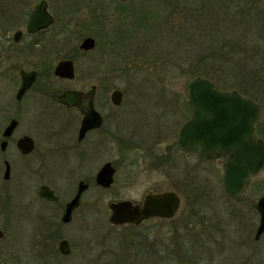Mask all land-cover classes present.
<instances>
[{"label": "rangeland", "instance_id": "374dc122", "mask_svg": "<svg viewBox=\"0 0 264 264\" xmlns=\"http://www.w3.org/2000/svg\"><path fill=\"white\" fill-rule=\"evenodd\" d=\"M48 1L55 22L41 34L47 45L35 47L34 51L25 47L22 53L21 43H27V39L17 44L14 35L18 29L25 31L28 15L38 0H0V134L3 124L15 114L20 68L32 69L43 65L45 70L48 63L56 65L63 58L74 56L78 79L63 82L64 85L90 88L92 84L99 83L109 94L121 89L124 100L118 109L117 119H121V114L125 117L120 121L122 132L131 128L121 138H137L140 139L137 142H141L136 146L123 147L121 141L117 143L114 140L102 145L104 155L102 152L95 154L96 150H92L82 158L83 162L79 153L71 149L70 165L64 164L66 159L64 163L57 160L55 165L56 180L65 181V185L57 189L62 201L71 196L72 186L68 185L73 182L72 169L74 165L79 166L77 178L93 180V185L83 196L84 203L95 205L84 207L90 215H95L89 217V224L92 226L94 222L91 219L99 217L110 227V202L124 199L143 202L148 190H160L169 185L170 180L162 176L159 164L151 162L150 149L158 143L160 153L174 143L180 127L191 116L187 85L196 71L213 79L222 89L239 90L254 97H257L256 85L264 90V79L257 77L260 72L264 75V19L259 17V9L251 0H127L123 5L131 12L122 24L123 19L112 14L120 10L121 7H117L119 0H103L107 16L105 30L102 31L97 22L103 12L99 0ZM89 34L96 36L98 46L93 52L82 55L76 49ZM86 72L87 80L82 82L80 76ZM47 78L44 74L38 81V87L47 83ZM49 82L52 90L61 86L55 79L50 78ZM259 100L263 101V98ZM25 102L22 106L23 125L25 129L38 132L42 147L47 129L43 130L35 119L38 110L35 107L38 105ZM140 134L152 138L153 142L143 143L145 139ZM123 149L128 150L127 156L123 155ZM54 153L57 156L64 152ZM106 160L113 161L117 174L113 186L102 189L95 185L94 176ZM182 161L189 166L196 163L186 153H183ZM198 168L201 189L210 188L212 194L208 195L210 200H205L210 203L206 211L213 214V206H217L222 218L224 203H228L222 181V162H199ZM162 182L166 184L162 185ZM253 182L258 184L254 193H264V170ZM186 197V202L191 203V198ZM187 210L188 206L173 222L157 218L153 222H145L138 230L143 232L146 228L150 235H163L166 234L164 228L175 229L177 223L182 222L184 264H264L263 236L259 242L253 240L237 248L234 242L217 239V236L221 238V230H217L213 238L201 232L203 227ZM233 220L226 225L235 230L243 219L235 216ZM73 228L74 231L77 229ZM115 229L112 235L105 231L104 234L113 238L114 245L122 244L121 249L130 247L127 236L131 228L122 225ZM65 230L63 235H78L67 228ZM21 232L22 228H17L16 240L20 237V242L23 240ZM12 234L10 232L11 237L4 241V251L18 250L17 244L10 240L14 236Z\"/></svg>", "mask_w": 264, "mask_h": 264}, {"label": "flooded vegetation", "instance_id": "af4514ba", "mask_svg": "<svg viewBox=\"0 0 264 264\" xmlns=\"http://www.w3.org/2000/svg\"><path fill=\"white\" fill-rule=\"evenodd\" d=\"M39 1L40 0H38V2ZM99 1L103 12H101V17L98 18L97 22H99L98 26L101 30L104 31L107 9L104 1ZM126 1L127 0H119L120 3L117 7H121L120 10L112 13L113 15H117L118 18L123 19L121 21L122 24L131 12L130 8L124 7L123 5ZM251 1L255 4L257 9H259V17L264 19V0ZM35 5L31 8L28 15L25 24V31L22 29L17 30L21 32L20 39L16 41L17 44L27 39V43H21V46H23L21 50L22 53L25 50V47L32 51L35 50V47L41 45H44L45 47L47 44H45V40L42 38L41 34L48 31L51 25L55 22V16L50 11L49 1L47 0V10L54 16V22L50 26L41 28L37 32L28 31V20ZM88 36H93L96 39L95 47L89 51L81 48L82 41ZM88 36L83 38L79 48L76 49L77 52L82 55L93 52L98 46L96 36L93 34H89ZM65 59L73 61L75 68V76L73 78L62 77L56 74L57 65L61 60ZM61 60L58 61L56 65L50 63L46 64L47 68H45V70H43V65L32 69L20 68L19 88L22 84L21 70L36 71L38 73V78L22 98H18V88L16 92V103L14 106L15 114L8 122L3 124L1 130L0 231L2 233L0 235V264H184L182 260L184 255L182 251L183 244L181 241L183 234L182 222L177 223L175 229H169V227L166 229L164 228L166 226L165 224L163 228L165 230L164 233L166 234L163 235H150L146 228L143 232L138 229L145 222H153L157 218L166 222L174 221L176 217L186 209V206H188V213H192L191 216L197 218L199 224L203 227L201 232H206L210 238H213V236L216 237L217 234L214 235L216 231L221 230V232H219L221 233V238H218L217 236V239L225 242H234L237 248H242L246 246V243H251L253 240L259 242L262 236L264 237V231L259 237H257L262 219L257 204L261 199L264 200V193H254L258 184L257 182H253V180L264 170V166L258 173L247 180L246 187L239 194V197L234 198L227 191L224 184L227 156L211 159L189 151L178 142V135L174 143L167 145L160 153H158V148L160 149L158 143L156 144V147L151 146L154 148L150 149V156L152 157L151 162L159 164V167L163 172L162 176H164L165 180H170V183L168 185L162 182V185H167L166 188L164 187V189L160 190L150 189L145 194L162 192L176 193L181 200V204L174 217L166 218L156 216L142 221L139 224H114L110 221L109 217L110 227H107L103 223V219L98 217V219H91L94 222V226H91L89 224V217H95V215H90L85 208L87 206L93 207L95 205L84 203L83 196L93 185V180L90 181L83 177L77 178L76 174L78 173L77 170L79 166L77 167L76 165H74L72 169L74 172L72 179L73 182L71 185H68V187L72 186L70 192L71 196L66 201H62L61 195L57 192V189H61L63 184L65 185V181L56 180L55 165L57 164V160L64 163V159H66V163L64 164L70 165L69 150L73 149L75 152L79 153L78 155L82 160V158H84V156L86 157L88 152H91L92 150H96L95 154L102 152L104 155L102 145L109 144L110 142L112 143L114 140H117V143L121 141L123 147H131V145L136 146L141 141L137 142L140 140H137V138H121L122 134H125L126 131L128 132V130L131 129L129 127L125 132H122L120 130V121L125 117L121 114V119H117L118 109L121 108L124 100V92L120 89L123 92V95L120 104L117 105L113 100V92L116 89L109 94L108 91H103V86L99 83L92 84L90 88L76 85H64L63 82L70 83L78 79V69L74 56L71 58H63ZM101 61L103 60L101 59ZM86 73L80 76L82 82L87 80L88 73ZM44 74L48 77L46 81L47 83H42L40 84L42 86L38 87V81ZM257 77L259 80L264 79V75L261 72L260 74L258 73ZM50 78L61 83L60 88L52 90V86L49 82ZM211 80L213 81V79ZM213 82L215 86L218 87L215 81ZM256 88L257 97H254L250 93L241 92L239 90L236 91H239L244 96L252 98L259 104L260 113L255 125V137L264 141V90H261L259 85H256ZM93 89L94 91L92 92ZM70 90L81 92L79 105H69L54 98V95H61ZM38 93L41 94V96H39ZM261 97L263 98V101L259 100ZM24 101H26V104L34 103L33 106L38 105V107H35L38 108L35 119L42 126L43 130L47 129L46 135L43 134L44 139L42 147L40 145L41 142L38 132L25 129L23 125L22 106ZM90 104H93L94 110L101 115V123H98L100 121L97 116H95V113L89 114ZM27 109L31 110V108ZM192 112L193 110L191 108V115ZM188 119H186V121ZM13 120H16L17 123L14 126V129L8 133L9 126ZM186 121H184V123ZM89 122L92 124L91 127L88 128L81 137L80 135L83 125H86ZM39 124L37 123L36 126H39ZM133 128H135V126H133ZM164 131L165 130H163V132ZM140 136H142V139H145L143 143L146 142L149 144L150 141L153 142V139L147 138L145 134H140ZM26 138L29 140L23 147L20 143ZM67 141L70 143H67ZM135 142H137V144H135ZM62 151L64 153H59L57 156L54 155L56 154L54 152ZM116 153H118V149ZM122 153L127 156L129 152L128 150L123 149ZM183 153L192 156L196 160V163L192 166L184 165V161H182ZM99 161L100 159H98V162ZM218 161L222 162V181L225 198L228 201V203H224V213L222 218L221 212L218 211L219 209L217 206H213V209L217 210L213 211L212 209L213 214L206 211L208 209L207 207H210V203L206 202L207 200H210V196L208 195L212 194L209 190L210 188L201 189L198 168L199 162L215 163ZM106 163H112L113 167L116 168L114 182L109 187H105L103 184L99 183L97 179L98 172ZM104 164L96 172L94 181L95 185L99 188L109 189L115 183L117 167L113 164L112 160H106ZM82 165L85 166V164ZM82 182L87 184V188L82 194L81 202L73 209L70 219L66 221L64 218L68 203L74 198ZM44 191H52L58 196V199L43 195L42 192ZM186 196L191 198V203L186 202ZM131 201L143 204V202ZM110 212L112 214L111 210ZM235 216H239L243 220L239 227L236 225L235 230H232L231 227L226 224L233 222ZM87 221L89 222L86 223ZM227 221H229V223H226ZM122 225H128L131 228V233L127 236L129 237L128 244L130 247L123 246L121 249L122 244H115L118 247V249H116L112 240L113 238L110 239L109 236L116 231L115 227ZM19 227L22 228L21 233L23 240H21V242L20 237L16 240V230ZM73 227H76L77 229L74 231ZM66 228L70 230L71 233L73 232L78 235L75 237L66 234L63 235ZM88 230L93 233H90ZM104 231L109 232L110 235L104 234ZM10 232L14 235L10 240L17 244L18 250L4 251V241L7 237H11ZM85 232L89 233L85 234ZM210 238L207 237V239Z\"/></svg>", "mask_w": 264, "mask_h": 264}, {"label": "water", "instance_id": "95a60500", "mask_svg": "<svg viewBox=\"0 0 264 264\" xmlns=\"http://www.w3.org/2000/svg\"><path fill=\"white\" fill-rule=\"evenodd\" d=\"M53 22L54 16L47 10V0H40L29 17L28 31L37 32ZM20 35V31L15 33V41L20 39ZM95 45L96 39L88 36L82 41L81 48L89 51ZM56 74L73 78L75 76L73 61L61 60L57 65ZM21 77L22 84L18 98H22L31 88L38 78V73L23 69ZM187 89V101L193 112L181 127L178 142L185 149L206 158L215 159L227 156L224 184L230 195L237 198L245 189L247 180L264 166V141L255 137V125L259 117L260 106L255 100L242 95L239 91L216 87L210 78L202 75L192 78ZM122 95L123 92L120 89L113 92V100L117 105L120 104ZM54 98L69 105H79L81 92L70 90L61 95H54ZM89 108V114L95 113L100 121L98 123H101V115L94 110L93 104H90ZM16 123V120L12 121L8 133L14 129ZM91 125L90 122L83 125L81 137ZM28 140V138L23 139L20 145L24 147ZM115 171L116 168L112 163L104 164L98 172V182L105 187L111 186L114 182ZM86 188L87 184L82 182L76 195L68 203L64 218L66 221L70 219L73 209L81 202ZM42 194L58 199L52 191H44ZM180 204L181 200L174 192L148 193L144 197L143 204L134 203L131 200L111 202L109 204L112 211L110 221L114 224H139L156 216L171 218L179 210ZM257 208L262 216L257 233L259 237L264 231V200H260ZM1 233L0 231V235Z\"/></svg>", "mask_w": 264, "mask_h": 264}, {"label": "trees", "instance_id": "16d2710c", "mask_svg": "<svg viewBox=\"0 0 264 264\" xmlns=\"http://www.w3.org/2000/svg\"><path fill=\"white\" fill-rule=\"evenodd\" d=\"M212 1H213V0H212ZM138 24H140V23H139V19H138ZM216 52H217V51H216ZM215 54H216V53H213L212 56H215ZM195 68H197V67H195ZM194 71H196V70H194ZM194 71H193V73H194ZM212 71H213V69H212ZM197 75H200V74H199V71H196L194 77L197 76Z\"/></svg>", "mask_w": 264, "mask_h": 264}]
</instances>
